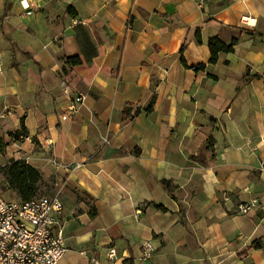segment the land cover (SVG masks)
<instances>
[{
	"label": "crops",
	"instance_id": "1",
	"mask_svg": "<svg viewBox=\"0 0 264 264\" xmlns=\"http://www.w3.org/2000/svg\"><path fill=\"white\" fill-rule=\"evenodd\" d=\"M31 2L0 0V157L60 194L59 264H264V0Z\"/></svg>",
	"mask_w": 264,
	"mask_h": 264
},
{
	"label": "built area",
	"instance_id": "2",
	"mask_svg": "<svg viewBox=\"0 0 264 264\" xmlns=\"http://www.w3.org/2000/svg\"><path fill=\"white\" fill-rule=\"evenodd\" d=\"M203 7L206 0H197ZM25 8L33 6L31 0H21ZM32 14V9L26 11ZM246 24H254L249 16L243 17ZM86 95L74 94L63 119L71 118L84 103ZM256 200L239 203L237 210L250 212ZM63 209L59 193L35 195L29 199H9L0 191V264H59L67 252L64 229L57 216ZM155 248L151 242L143 245V259H148ZM110 264L118 259L115 248L107 254ZM92 264H103L92 258ZM113 262V263H112Z\"/></svg>",
	"mask_w": 264,
	"mask_h": 264
},
{
	"label": "trees",
	"instance_id": "3",
	"mask_svg": "<svg viewBox=\"0 0 264 264\" xmlns=\"http://www.w3.org/2000/svg\"><path fill=\"white\" fill-rule=\"evenodd\" d=\"M237 44V39L234 38L229 44L223 42L218 38H211L209 41V47L212 53L211 61L215 62L218 54L221 52H231L234 50V46ZM26 56H30L29 53H24ZM183 59V58H182ZM184 60V59H183ZM65 63L68 66H75L82 63L81 58L78 55L65 57ZM15 67V63L13 64ZM204 64L196 66V69L203 68ZM153 107V100L148 106V109ZM127 108L124 113H127ZM12 134V133H10ZM1 148V146H0ZM5 179L7 187L17 191L20 199H29L35 195H38L41 184L43 183V177L41 172L33 165L27 163L24 160H12L5 166ZM168 184V181H165ZM161 206L162 205H158Z\"/></svg>",
	"mask_w": 264,
	"mask_h": 264
},
{
	"label": "rangeland",
	"instance_id": "4",
	"mask_svg": "<svg viewBox=\"0 0 264 264\" xmlns=\"http://www.w3.org/2000/svg\"><path fill=\"white\" fill-rule=\"evenodd\" d=\"M5 166L3 165L2 158L0 157V191L9 199H19V195L17 191L8 188L6 179H5ZM54 192L53 186L50 183H42L40 190L38 192L39 195H50Z\"/></svg>",
	"mask_w": 264,
	"mask_h": 264
}]
</instances>
